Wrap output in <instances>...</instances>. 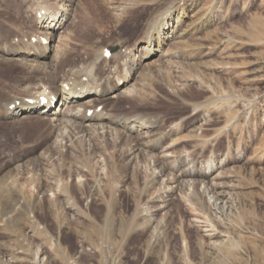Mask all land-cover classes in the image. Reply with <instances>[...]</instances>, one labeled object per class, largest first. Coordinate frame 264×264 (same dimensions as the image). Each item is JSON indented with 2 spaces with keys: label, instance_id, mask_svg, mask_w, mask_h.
<instances>
[{
  "label": "rangeland",
  "instance_id": "1",
  "mask_svg": "<svg viewBox=\"0 0 264 264\" xmlns=\"http://www.w3.org/2000/svg\"><path fill=\"white\" fill-rule=\"evenodd\" d=\"M127 1L128 14H115L112 8H123L126 0H79L90 16L96 14L91 18L104 22L109 38L130 42L146 16L182 1L179 31L185 42L171 46L166 60L152 68L156 74L151 71L153 76L143 80L134 103L117 108L158 115L164 129L175 124V135L166 144L180 139L182 154L212 151L231 193L224 206L209 205V197L199 201L206 217L177 189L155 181L157 171L148 167L118 169L117 181L112 170L91 163L85 168L89 173L81 168L84 179L77 181L72 160L89 164L86 150H74L75 157L53 150L49 164L42 165L36 144L27 147L38 127L21 130L23 125L13 127L0 118V177L7 172L12 180L0 195V264H12L14 257L21 258L19 264H264V0ZM22 6L23 0H0L2 39L35 29L34 21L18 12ZM21 73L0 65V86ZM198 126L203 131L193 134ZM106 154L112 162L119 158L118 153ZM25 161L30 165H22ZM193 163L189 157L186 167ZM16 165L20 167L12 170ZM124 181L129 188H123ZM158 207L164 209L161 215Z\"/></svg>",
  "mask_w": 264,
  "mask_h": 264
},
{
  "label": "bare ground",
  "instance_id": "2",
  "mask_svg": "<svg viewBox=\"0 0 264 264\" xmlns=\"http://www.w3.org/2000/svg\"><path fill=\"white\" fill-rule=\"evenodd\" d=\"M183 5L177 2L166 10L146 16L140 21L139 35L130 42L119 37L109 38L107 30L104 29V22L99 21L98 17L91 18L96 14L90 16L89 11H85L84 4L79 0H23V8H20L18 12L34 21L35 29L20 35L11 33L5 37L7 39L0 37V65L9 70L16 68L22 71V76L15 78L7 85L0 86V118L8 120L13 127L23 125L21 130L33 127L32 124L38 127L35 137L27 144V147L36 144L38 149L35 150L41 151L36 160L42 165L50 158L53 150H63L60 152L62 154L65 152L64 157L70 154L74 156V150H86L89 164L78 161L75 156L72 160V166L76 167L74 171L77 181L84 179L81 168L83 167L86 173L85 168L91 163L99 162L112 170L116 173L117 181L120 177L117 171L120 169L133 172L138 171L141 166L148 167L157 171L154 176L155 181H165L170 189H177L178 196L187 200L197 208L200 214L207 217V209L203 203H200L201 200L209 197L208 204L213 202L216 207L225 204L231 193L226 179L221 177L223 171L220 173L218 156H214L212 151L196 154L195 150H187L188 152L184 150L186 153L182 154L180 150H177L183 142L180 139L166 144L175 135L173 127L175 124L164 129L158 115H151L136 108H117L120 103L135 102L140 90L143 89V80L153 76L152 68L162 64L161 62L169 55V48L183 39V33L179 31V12L184 9ZM129 6L130 2L126 0L123 8L113 7L112 9L115 14L123 11L124 14H128ZM10 26L9 28L14 32L16 24L12 23ZM102 40L105 42L103 43ZM107 50L112 51L110 58H104ZM168 86L163 84L162 89L165 90ZM39 97H46L48 102L41 106ZM30 100L33 103L30 104ZM89 111H92L91 115H88ZM203 129L198 126L192 133L195 134ZM109 144L112 146L110 149L107 148ZM78 145L81 147L79 148ZM101 150L104 151L101 152ZM104 152L118 153L119 158L116 156L118 160L112 162L111 158L104 157ZM194 154L196 155L192 157ZM110 157L113 158L111 155ZM189 157L193 158L194 163L186 167ZM48 162L46 161L45 164ZM24 164L29 166L30 162L25 161L22 165ZM101 164L98 166L99 169ZM7 165L10 164L7 163ZM19 167L13 166L12 170ZM7 174L6 172L0 177V195L4 194V186L6 187L5 184L10 181L11 177H7ZM52 184V188L56 186ZM128 186V181H124L123 188H129ZM58 189H56L57 193ZM123 191L120 190V192ZM138 196L136 194V198ZM151 208L154 207L151 206ZM160 208L162 207H158L156 211L157 215L160 214ZM72 257L71 255V259ZM13 262L19 264L22 260L20 257H14Z\"/></svg>",
  "mask_w": 264,
  "mask_h": 264
}]
</instances>
